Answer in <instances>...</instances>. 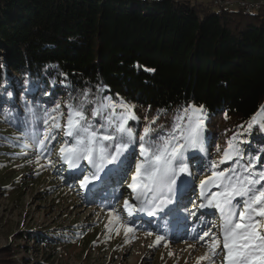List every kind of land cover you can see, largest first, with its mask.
<instances>
[{
	"label": "trees",
	"instance_id": "trees-1",
	"mask_svg": "<svg viewBox=\"0 0 264 264\" xmlns=\"http://www.w3.org/2000/svg\"><path fill=\"white\" fill-rule=\"evenodd\" d=\"M85 92L135 105L138 131L163 109L166 134L177 109L203 106L208 143L248 133L242 157L219 167L264 171V130L248 129L264 108V3L246 12L212 0H0V169L23 157L16 138L41 132L45 109L60 104L66 116ZM94 106L87 117L100 129ZM189 159L200 175L210 165L208 154ZM78 230L52 235L68 242Z\"/></svg>",
	"mask_w": 264,
	"mask_h": 264
},
{
	"label": "snow or ice",
	"instance_id": "snow-or-ice-1",
	"mask_svg": "<svg viewBox=\"0 0 264 264\" xmlns=\"http://www.w3.org/2000/svg\"><path fill=\"white\" fill-rule=\"evenodd\" d=\"M83 95L85 99L78 105H64L66 120L60 104H56L51 111L45 109L42 136L38 129H34L24 134L25 139L43 148L48 141L58 140L63 132L60 160L69 168L79 169L81 174L84 170L82 161L91 168L89 174L80 180L81 187L94 180H102L101 173L108 175L129 169L131 159L136 155L133 146H138L139 158L127 185L135 203L127 198L123 202L127 216L146 213L154 217L160 213L179 211L182 207L179 198L186 196L194 183L190 179L193 164L186 154L208 152L205 131L210 117L206 109L191 104L177 109L172 116L171 128L164 134L165 126L159 123L161 116L167 115L163 109L158 110L151 120L145 116L143 130L138 131L129 126V121L139 123L140 120L135 113V105L123 99L116 101L112 97H97L92 101L87 99V92ZM91 104H95L91 108V116H100L105 121L100 129H96L87 117L89 109L86 105ZM117 108L121 109L118 113ZM105 112H108L107 116H104ZM260 114H264V108L260 109ZM255 127L264 130V119L257 121L253 116L248 129ZM239 135L225 141L223 149L217 146V151H222L219 161H211L205 166L210 174L199 179V195L196 201H189L194 209L215 210L220 218L218 234L213 232L216 226H212L199 235L200 241L208 238L211 256L199 257L197 264L209 260L211 264H216L219 256L223 257L220 264H264V171L241 175L236 167H219L220 164L235 163L242 157L241 144L244 141L237 138ZM244 171H248L247 165ZM184 210L188 211L186 207ZM190 214L195 215L194 212ZM113 219L119 220L120 215L113 216ZM124 231L127 234L133 228L125 225ZM164 239L156 235L155 245Z\"/></svg>",
	"mask_w": 264,
	"mask_h": 264
},
{
	"label": "rangeland",
	"instance_id": "rangeland-1",
	"mask_svg": "<svg viewBox=\"0 0 264 264\" xmlns=\"http://www.w3.org/2000/svg\"><path fill=\"white\" fill-rule=\"evenodd\" d=\"M212 1L217 5L216 0ZM224 1H231L229 4L233 5L238 0ZM242 1L264 3V0ZM120 111L116 109L117 113ZM105 113L108 115V112ZM256 118L257 121L262 120L260 111ZM40 127L44 129L43 123ZM40 134L42 136L43 130ZM242 134L244 143L241 146H244L248 133ZM20 135L23 138L16 139L22 145H28L24 146L27 150L22 152L23 157H13L17 161L10 160L5 163L4 169H0V264H197L199 257L211 256L208 238L200 241L199 235L212 226H216L213 232L219 233V214L210 209L202 214L197 213L198 209L190 211L193 205L189 202L196 201L199 179L210 174L207 168L202 175L192 169L190 179L194 183L179 201L181 210L186 207L188 211L173 213L167 219L156 215L152 217L153 221H149L146 213H134L128 217L123 209L126 198L132 201L131 190L126 184L131 182L136 160H132L131 167L118 179L111 176L112 173H102L101 176H106L105 180H94L86 185L91 187L86 192V186L81 187L80 180L89 174L91 168L82 161L84 170L81 174L79 169L69 168L60 160L63 132L58 140L48 141L43 148L29 143L24 134ZM206 137L205 134L206 154L210 162L220 159L222 151L218 152L216 142L208 143ZM19 147L16 145L14 150ZM186 155L190 158L198 154ZM76 175L78 177H74ZM110 210H113L112 215ZM179 214L182 216L179 217ZM115 215H120V219H113ZM169 220L172 225H169ZM125 225L133 231L126 234ZM77 229L76 237L68 242L57 240L52 235L57 231ZM149 232L153 235H148ZM156 235L165 238L159 245H155ZM173 244H182V247ZM222 258L217 257L216 264H220ZM200 264H211V261H201Z\"/></svg>",
	"mask_w": 264,
	"mask_h": 264
},
{
	"label": "bare ground",
	"instance_id": "bare-ground-1",
	"mask_svg": "<svg viewBox=\"0 0 264 264\" xmlns=\"http://www.w3.org/2000/svg\"><path fill=\"white\" fill-rule=\"evenodd\" d=\"M90 189H91V187H85V188H84V190H85L86 192H88ZM179 201H181L180 198H179ZM179 203H180V202H179ZM179 211L184 212L183 210H181V208H180ZM179 211H177V212H173V213H178ZM206 211H207V209H198V210H197V213L202 214V213H206ZM173 213L168 214V213L166 212V213H160V214H158V215H160V216H164L165 219H167V217L170 216V215H172ZM181 216H182V215L179 214V217H181ZM146 219H148L149 221H153V218H152V217H149V216H147ZM173 219H174V218H173ZM169 225H172V222H171L170 220H169ZM182 230H183V228H182ZM181 233H182V232H181ZM181 233H180V236H181ZM173 243H174V242H173ZM176 245H177V244H173V246H176ZM179 246L182 247V244L179 245ZM179 246H176V247H179ZM174 248H175V247H174Z\"/></svg>",
	"mask_w": 264,
	"mask_h": 264
},
{
	"label": "built area",
	"instance_id": "built-area-1",
	"mask_svg": "<svg viewBox=\"0 0 264 264\" xmlns=\"http://www.w3.org/2000/svg\"><path fill=\"white\" fill-rule=\"evenodd\" d=\"M215 2H217V3H222L223 2L224 4L232 3L231 1H229L227 3V1H224V0H216ZM236 3H237V5L242 6L246 12H248L250 10H253L254 8H258L261 5L260 2L247 3V2L242 1V0H238Z\"/></svg>",
	"mask_w": 264,
	"mask_h": 264
}]
</instances>
